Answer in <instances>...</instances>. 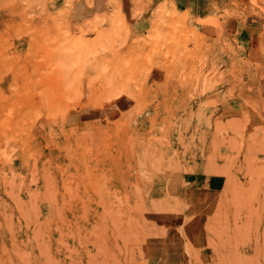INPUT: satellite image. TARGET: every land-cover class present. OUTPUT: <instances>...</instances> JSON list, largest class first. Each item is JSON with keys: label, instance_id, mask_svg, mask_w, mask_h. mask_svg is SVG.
<instances>
[{"label": "rangeland", "instance_id": "rangeland-1", "mask_svg": "<svg viewBox=\"0 0 264 264\" xmlns=\"http://www.w3.org/2000/svg\"><path fill=\"white\" fill-rule=\"evenodd\" d=\"M149 1L0 0V264H264V5Z\"/></svg>", "mask_w": 264, "mask_h": 264}, {"label": "crops", "instance_id": "crops-1", "mask_svg": "<svg viewBox=\"0 0 264 264\" xmlns=\"http://www.w3.org/2000/svg\"><path fill=\"white\" fill-rule=\"evenodd\" d=\"M149 3L148 8L142 7L138 16H129L130 23L137 32L145 30L147 9L163 7L177 13H187L197 21L212 15L224 16L227 13V16L222 17L225 30L238 47H249L253 35L260 34L257 33L258 25L263 23L262 17H258L256 12L263 8L264 0H150ZM228 10H232L235 15L231 16ZM246 54L251 55L249 51Z\"/></svg>", "mask_w": 264, "mask_h": 264}]
</instances>
